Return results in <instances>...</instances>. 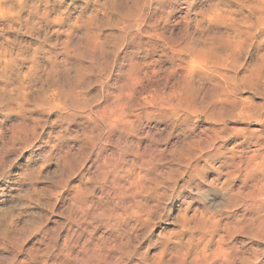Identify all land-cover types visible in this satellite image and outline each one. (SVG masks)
Listing matches in <instances>:
<instances>
[{
	"label": "rangeland",
	"instance_id": "rangeland-1",
	"mask_svg": "<svg viewBox=\"0 0 264 264\" xmlns=\"http://www.w3.org/2000/svg\"><path fill=\"white\" fill-rule=\"evenodd\" d=\"M239 98L264 0H0V264H264Z\"/></svg>",
	"mask_w": 264,
	"mask_h": 264
},
{
	"label": "bare ground",
	"instance_id": "bare-ground-1",
	"mask_svg": "<svg viewBox=\"0 0 264 264\" xmlns=\"http://www.w3.org/2000/svg\"><path fill=\"white\" fill-rule=\"evenodd\" d=\"M5 70V68H4ZM228 92V91H227ZM234 92V91H233ZM194 103V102H193ZM216 105V104H214ZM217 106V105H216ZM215 106V107H216ZM227 107V106H226ZM229 110H230V118H231V121H235V122H244V123H247L248 125H250L251 123H256L258 124V126L261 128L260 132L264 135V100L262 101H254L253 99H250V98H239L238 100H232L229 102ZM215 109V108H214ZM220 108H218L219 110ZM228 109V108H226ZM225 109V110H226ZM201 110V109H200ZM213 110V109H211ZM222 110V109H221ZM206 111V109H205ZM204 110L203 112L202 111H199L201 112L199 117L198 118H203L205 121L207 122H211V123H216V122H219L220 119L218 116V118L214 117L212 114H209L208 112L206 113ZM216 111V110H214ZM224 111V110H223ZM221 112V111H220ZM220 114L219 112H216V114ZM223 113V112H222ZM221 113V114H222ZM225 113V111H224ZM223 113V114H224ZM229 113V111L227 112ZM226 113V114H227ZM214 113V115H216ZM222 114V116H223ZM197 117V116H196ZM228 117V115H227ZM221 118V117H220ZM223 118V117H222ZM221 120H223L224 118H226V116ZM200 120V119H199ZM204 121V122H205ZM201 122V121H200ZM206 122V123H207ZM220 123V122H219ZM224 123V122H223ZM226 124V123H225ZM211 125V124H210ZM220 125V124H219ZM223 125V124H222ZM217 128V127H216ZM228 135V134H226ZM258 135V134H257ZM248 136L251 138V137H254L256 136V132L255 131H249V134ZM247 136V137H248ZM218 138V136H216ZM214 137V138H216ZM226 137V136H225ZM248 137V138H249ZM257 138V137H256ZM262 138V137H261ZM220 139V137H219ZM223 140V137L221 138ZM225 139V138H224ZM253 139V138H252ZM251 139V140H252ZM258 139V138H257ZM216 140V139H215ZM254 140V139H253ZM256 140V139H255ZM264 140V139H263ZM221 141V140H220ZM249 141V140H248ZM257 141V140H256ZM255 141V142H256ZM205 142H208V141H205ZM209 142L211 144L214 143V141L210 138ZM224 142V140H223ZM262 142V141H261ZM258 143V142H257ZM261 144V143H258V145ZM261 146V145H260ZM264 147V146H263Z\"/></svg>",
	"mask_w": 264,
	"mask_h": 264
}]
</instances>
